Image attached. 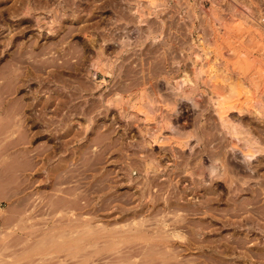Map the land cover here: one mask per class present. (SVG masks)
Segmentation results:
<instances>
[{"label":"rangeland","instance_id":"374dc122","mask_svg":"<svg viewBox=\"0 0 264 264\" xmlns=\"http://www.w3.org/2000/svg\"><path fill=\"white\" fill-rule=\"evenodd\" d=\"M263 27L264 0H0V264H264Z\"/></svg>","mask_w":264,"mask_h":264},{"label":"bare ground","instance_id":"6f19581e","mask_svg":"<svg viewBox=\"0 0 264 264\" xmlns=\"http://www.w3.org/2000/svg\"><path fill=\"white\" fill-rule=\"evenodd\" d=\"M263 28H264V27H263ZM11 57H12V56H11ZM19 58H20V57H19ZM16 59H17V58H16ZM16 61H17V60H16ZM240 80H241V79H240ZM233 82H234V81H233ZM237 82H238V81H237ZM240 82H241V81H240ZM228 84H229V83H228ZM235 84H236V83H235ZM179 85H180V84H179ZM239 85H240V84H239ZM239 85H238V87H239ZM245 85H247V84H245ZM245 85H244V86H245ZM232 86H236V85H233V84H232ZM241 86H242V85H241ZM178 87H179V86H178ZM236 87H237V86H236ZM175 89H176V88H175ZM176 90L178 91L179 89H176ZM176 90H175V91H176ZM234 90H235V89H234ZM183 91H184V90H183ZM184 93H185V92H184ZM176 95H177V94H176ZM191 99H192V98H191ZM194 103H195V102H193V104H194ZM195 104H196V103H195ZM196 107H197V106H196ZM232 107H233V106H232ZM226 114H228V113H226ZM219 116H220L219 119L221 118L223 121L225 120V116H224V114L221 113ZM211 117H212V116H211ZM211 117H210V118H211ZM226 118L229 119L230 117H229V116H226ZM231 118H233V117H231ZM221 119H220V120H221ZM242 119H243V118H242ZM234 120H235V119H234ZM236 120H237V118H236ZM263 120H264V119H263ZM206 121H207V120H206ZM228 121H229L230 123H232V122H231V119H230V120H227V122H228ZM232 121H233V120H232ZM207 122H208V121H207ZM213 122H214V121H213ZM225 122H226V120H225ZM229 122H228V123H229ZM235 122H237V121H235ZM239 122H240V121H239ZM203 123H205V122H203ZM226 124H227V123H226ZM170 125H171V124H170ZM200 125H201V124H200ZM229 126H230V125H229ZM172 127H173V126H172ZM199 127H200V126H199ZM224 127H225V125H224ZM226 127H227V126H226ZM202 128H203V127H202ZM202 128H201V129H202ZM229 128H230V127H229ZM233 128H234V127H233ZM173 129H174V128H173ZM227 129H228V127H227ZM230 129L232 130V128H230ZM234 129H235V128H234ZM248 131H249V130H248ZM229 132H230V131H228L227 133L229 134ZM233 132H234V131H233ZM231 133H232V132H231ZM226 135H227V134H226ZM248 138H249V137H248ZM249 139H250V138H249ZM246 140H247V139H246ZM66 141H67V140H66ZM248 141H249V140H248ZM63 142H64V141H63ZM230 142H231V141H230ZM64 144H65V142H64ZM225 144L227 145V143H225ZM5 146H6V145H5ZM202 146H203V145H202ZM204 146H205V145H204ZM3 147H4V146H3ZM81 147H82V146H81ZM81 147H80V148H81ZM210 147H211V146H210ZM230 147H231V146H230ZM5 148H6V147H5ZM83 149H84V148H83ZM205 149H206V148H205ZM209 149H210V148H209ZM232 150H233V152H235L236 154H239L240 158L242 157V155H243L242 153H243V152H242L239 148H237V147H233V146H232ZM232 150H231V151H232ZM81 151H82V150H81ZM208 151H209V150H208ZM211 151H212V150H211ZM198 152H199V150H198ZM205 152H206V151H205ZM212 152H213V151H212ZM214 152H215V151H214ZM193 154H194V153H193ZM38 155H39V154H38ZM209 155H210V154H209ZM247 155H250V154H247ZM43 158H44V157H43ZM244 158H245V157H244ZM244 158H243V160H244ZM246 159H248V158H246ZM2 160H3V159H2ZM246 161H247V160H246ZM74 168H75V167H74ZM39 170H40V169H39ZM72 172H73V171H72ZM244 183H245V182H244ZM52 186H53V185H52ZM234 187H235V186H234ZM239 187H241V186H238L237 188H239ZM57 188H58V187H57ZM57 188H56V189H57ZM246 188H247V187H246ZM59 189H60V188H59ZM174 189H175V188H174ZM57 190H58V189H57ZM175 190H176V189H175ZM230 191H231V190H230ZM231 192H233V191H231ZM78 193H80V192H78ZM233 193H234V192H233ZM252 193H253V192H252ZM55 194H56V193H55ZM79 198H81V197H79ZM251 198H252V197H251ZM78 200H79V199H78ZM233 200H236V199H233ZM257 200H258V199H257ZM251 201H253V199H252ZM253 202H254V201H253ZM251 203H252V202H251ZM254 203H255V202H254ZM242 204H244V203H242ZM241 206H242V205H241ZM238 207H240V206H238ZM251 208H252V207H251ZM242 210H243V209H242ZM254 210H255V209H254ZM257 212H258V211H257ZM257 212H256V213H257ZM237 213H238V212H237ZM239 213H240V212H239ZM251 214H252V213H251ZM257 215H258V214H257ZM260 216H261V215H260ZM250 217H251V216H250ZM242 218H243V217H242ZM242 218H241V219H242ZM246 218H247V217H246ZM259 218H260V217H259ZM254 220H255V219H254ZM252 222H253V221H252ZM247 223H248V222H247ZM247 223H246V224H247ZM251 224H252V223H251ZM260 235H261V234H260ZM260 238H261V237H260ZM258 241H259V240H258ZM172 246H173V245H172ZM230 246H231V245H230ZM237 246H238V245H237ZM235 247H236V246H235ZM230 248H231V247H230ZM232 248H233V247H232ZM233 249H234V248H233ZM172 251H173V250H172ZM155 262H156V260H155ZM155 262H154V263H155ZM157 263H158V262H157ZM175 263H176V262H175ZM175 263H174V264H175Z\"/></svg>","mask_w":264,"mask_h":264}]
</instances>
